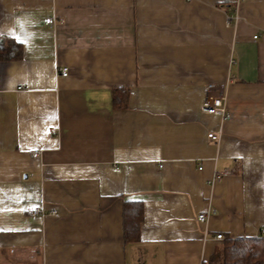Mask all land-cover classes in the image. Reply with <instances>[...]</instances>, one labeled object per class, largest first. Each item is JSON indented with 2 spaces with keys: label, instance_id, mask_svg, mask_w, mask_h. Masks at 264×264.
I'll list each match as a JSON object with an SVG mask.
<instances>
[{
  "label": "crops",
  "instance_id": "1",
  "mask_svg": "<svg viewBox=\"0 0 264 264\" xmlns=\"http://www.w3.org/2000/svg\"><path fill=\"white\" fill-rule=\"evenodd\" d=\"M7 38L0 264H224L264 237V0H0ZM216 83L227 119L201 110Z\"/></svg>",
  "mask_w": 264,
  "mask_h": 264
},
{
  "label": "trees",
  "instance_id": "2",
  "mask_svg": "<svg viewBox=\"0 0 264 264\" xmlns=\"http://www.w3.org/2000/svg\"><path fill=\"white\" fill-rule=\"evenodd\" d=\"M22 44L15 38L0 41V60L13 61L23 56ZM126 93V94H125ZM128 89L120 88L115 92V104L119 105V96L127 95ZM120 105H126L120 104ZM144 205L138 201L125 205V237L127 240L139 238V228L143 220ZM226 248L223 253L224 264H264V237L226 238Z\"/></svg>",
  "mask_w": 264,
  "mask_h": 264
},
{
  "label": "built area",
  "instance_id": "3",
  "mask_svg": "<svg viewBox=\"0 0 264 264\" xmlns=\"http://www.w3.org/2000/svg\"><path fill=\"white\" fill-rule=\"evenodd\" d=\"M230 19V18H229ZM48 23H54V19L48 18L47 19ZM257 37V36H255ZM60 74L61 76H67L69 74V68L68 67H61L60 68ZM225 93H226V86L224 83H216V84H208L205 86V94L202 99V106L201 110H203L206 113L213 114V115H219L222 117V119H227L230 115L227 112V107H226V101H225ZM51 131L53 133L57 132L56 128H52ZM209 138L217 142L218 139L220 138L221 133L217 132H210ZM35 154H38V150H34ZM228 174L227 171L219 172L214 178V181H219L223 176ZM45 210L40 207L33 208L31 210V214H44ZM200 220L206 219V214H200L198 215ZM223 234H217V239L221 240L223 239Z\"/></svg>",
  "mask_w": 264,
  "mask_h": 264
},
{
  "label": "rangeland",
  "instance_id": "4",
  "mask_svg": "<svg viewBox=\"0 0 264 264\" xmlns=\"http://www.w3.org/2000/svg\"><path fill=\"white\" fill-rule=\"evenodd\" d=\"M222 257H223V255H222Z\"/></svg>",
  "mask_w": 264,
  "mask_h": 264
}]
</instances>
